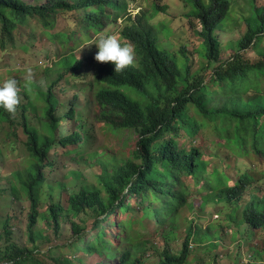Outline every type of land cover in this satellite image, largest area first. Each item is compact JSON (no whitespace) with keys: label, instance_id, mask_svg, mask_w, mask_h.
Masks as SVG:
<instances>
[{"label":"trees","instance_id":"16d2710c","mask_svg":"<svg viewBox=\"0 0 264 264\" xmlns=\"http://www.w3.org/2000/svg\"><path fill=\"white\" fill-rule=\"evenodd\" d=\"M131 1L136 2L0 0V49L4 51L7 42L12 44L17 37H23L24 28L33 19L49 32L59 13H84L78 24L84 29H103L106 21L115 23L127 14ZM235 1L195 0L197 10L193 16L202 25L199 35L203 40V58L207 61L203 70L194 71L192 59L184 49L174 52V45L168 41L166 47L153 18L144 11V6H138L139 13L135 17H124L119 30L120 37L135 50L131 65L115 73L111 61L99 62L95 57H88L76 58L72 63L67 56H62L54 65L45 66L46 90L36 87L31 91L25 81L20 85L23 91L15 113L0 108V125L9 127L13 135L20 130L25 138L22 145L28 157L26 168L14 174L16 186L12 185L10 190L12 195L20 194L29 203L27 230L31 244L38 221L50 225L58 234L63 216L68 221L79 218V222L70 221V228L75 239L73 245L82 244L85 255L117 253L116 262L107 264H145L147 249L139 243L132 244L128 234L121 235L127 233L125 226L117 235L120 243L114 249L108 246L103 222L109 221L116 210L129 209L142 224L143 221L154 222L159 228L165 227L161 232L164 247L157 254L156 264H188L189 239L178 253L170 247L176 234L173 224L180 210L189 205L187 178L200 187L203 206L209 203L221 206L219 213L224 215L227 224L234 222L251 234L264 229V171L249 173L239 169L237 178L232 179L218 169L210 171L209 161L201 149L186 145L187 137L211 130L218 138L216 146L224 147L235 156L254 155L264 159V47L261 45L264 5L251 1L245 17L247 32L239 42V49L222 60L218 31L229 21ZM153 7L160 10L158 6ZM67 31L73 32L70 27ZM67 31L51 36L61 41ZM253 51L258 52L259 59L248 56ZM88 72L92 79L87 81L89 85L74 93L66 111L58 115L57 87L67 91L70 77L77 82L79 78L86 81ZM85 91L90 94L82 96ZM32 92L35 99L41 101L40 105L30 98ZM93 105L99 108L95 118L111 131L138 136L136 148L127 157L104 154L101 159L100 153L89 150L91 128L84 123L81 113L88 115ZM28 111L35 118L28 116ZM72 121L78 122L75 131L59 130L61 122L70 124ZM69 146L73 147L70 153L78 156L77 161L84 162L87 154L98 157L102 171L95 175L94 183H87L79 172H72L74 181H82L77 182L78 189L69 190L65 209L53 200L51 187L44 191L47 183L43 169L51 166L47 156L52 149ZM40 197L48 204L44 212H39ZM127 198L139 199L140 211L129 208ZM85 218L93 221L94 233L90 240H84L88 231L83 226ZM192 235L199 242L223 238L219 230L212 233L210 227L190 226L188 237ZM11 237L6 221L0 237V241L4 240V247H0V264H27L32 260L33 251L16 245ZM210 246L218 248L220 245Z\"/></svg>","mask_w":264,"mask_h":264},{"label":"rangeland","instance_id":"374dc122","mask_svg":"<svg viewBox=\"0 0 264 264\" xmlns=\"http://www.w3.org/2000/svg\"><path fill=\"white\" fill-rule=\"evenodd\" d=\"M32 3L35 0H24ZM131 1L127 7V14L118 18L117 22H105L103 29L88 28L84 29L80 23L84 13L62 12L56 16L53 27L47 32L38 22L33 19L28 23V27L24 28L25 35L17 37L14 43L6 44L5 50L0 49V80L15 76L20 80L19 86L25 82L23 79L24 70L27 67L33 69V78L26 81V85L31 91L38 87L47 89L45 78V66L54 65L62 56H67L68 60L74 63L77 59H85L95 57L98 48L94 41L95 37L103 33H114L119 35L121 25H123L124 17H135L139 13L138 6H144V11L149 13V17L153 18L152 22L157 25L161 31V42L167 47L168 43L174 45L172 51H180L184 49L192 59L194 71L203 70L207 65V61L203 58L202 38L199 32L202 31V25L197 17L193 16L197 8L195 0H135ZM208 2L209 0H203ZM252 0H236L234 2L233 11L230 13L229 21L218 31L219 40L221 42L222 60L231 56V54L239 49V42L247 32V23L245 17L249 13L250 3ZM255 4L264 5V0H255ZM136 5V6H135ZM158 6L160 10L156 7ZM158 10V11H157ZM76 25V27L74 26ZM1 27V25H0ZM70 27L73 32L67 31ZM166 30V32H165ZM168 30V33H167ZM60 31H67L61 38L56 41L52 38V34ZM169 35H167V34ZM168 36V37H167ZM1 37V30H0ZM19 42V43H18ZM86 44V45H85ZM85 45V46H84ZM264 47V39L262 41ZM84 46V47H83ZM182 56V54H180ZM248 56L252 59H259L258 52L253 51ZM56 70V66L52 68ZM86 81L79 78V82L73 77L67 82L69 89L61 91L57 87V101L59 103L58 115L62 116L66 111L67 103L73 98L74 93L79 92L82 87H87V81H91L90 72L85 77ZM28 82V84H27ZM37 87V88H36ZM125 90V89H124ZM23 91L20 86V95ZM90 94V93H89ZM88 91L82 93V96H88ZM30 98L34 102L41 104V101L35 99L32 92ZM26 102V101H24ZM81 109V108H80ZM99 108L95 105L88 115L81 113V117L85 124L91 129V140L89 150L107 154L113 157H127L135 148L138 136L130 132L111 131L106 125L100 123L99 118H95ZM28 116L35 118L34 114L28 111ZM39 119H36L38 121ZM31 123H34L31 120ZM78 122H70L59 124V130L66 133L75 131ZM24 135L20 130L16 131V135L11 134L9 127L0 125V237H2V228L8 221V228L12 233L11 240L20 247L33 251L32 260L27 264H107L115 263L118 254L85 255L82 251V244H75V239L71 232L70 221L79 222V218L68 219L63 216L61 219V227L58 234L53 231L50 225L43 221H38L33 231L36 232L34 243L29 242L28 227V209L29 203L27 199L20 195L11 194V186H16L14 174L21 172L26 168V151L23 148ZM217 136L211 130L201 131L187 137L186 145L188 147L195 146L201 149L205 159L209 161V170L218 169L220 172L228 174L232 179L237 178L238 171L246 170L249 173L264 171V159L246 156H235L234 153L228 152L224 147L216 146ZM73 147L69 146L65 149H52L47 156V163L50 167H44V178L46 186L44 191L52 188L53 200L59 202L65 209L68 207V199L71 188H79L77 179L73 171L79 172L87 183H94L95 175L100 174L102 167L98 157L87 154L84 156V162L77 161L78 156L70 151ZM225 158V159H223ZM231 166V167H230ZM79 174V176H80ZM187 186L189 187L190 197L189 205L180 210L179 215L173 224L175 236L170 243L174 253H178L186 239L190 255L188 264H264V229L252 232H245L244 227L231 222L226 223L224 215L219 213L221 206L212 203L203 206L202 194L198 192L199 186H195L194 182L187 178ZM48 186V187H47ZM39 212H44L48 205L43 197H40ZM139 199L127 198V205L131 209L140 211L142 206L138 205ZM191 205V207H190ZM138 217L132 214L129 209H118L109 217V221L103 222V226L107 231L108 246L115 248L120 239L117 236L120 229L126 227V234L129 235L132 244H141L147 249V259L145 264H156L158 261L157 254L163 249V239L161 232L165 227L159 228L156 223L142 224ZM86 224L83 226L88 229L84 240H90L94 230L92 229V219L85 218ZM193 227L211 228L212 233L223 235L222 239H213L209 241H196L194 236L188 237V229ZM236 236V238H234ZM217 243L218 248H211L210 245ZM0 247H4V240L0 241Z\"/></svg>","mask_w":264,"mask_h":264},{"label":"clouds","instance_id":"9594fccd","mask_svg":"<svg viewBox=\"0 0 264 264\" xmlns=\"http://www.w3.org/2000/svg\"><path fill=\"white\" fill-rule=\"evenodd\" d=\"M91 43H95L98 48L95 59L99 62H113L115 73L122 71L134 62L135 50L131 43L114 33L99 34L94 41L88 44ZM32 78L33 69L25 68L23 79L31 81ZM19 84L20 80L15 76L0 80V108L10 114L15 113L17 105L20 103Z\"/></svg>","mask_w":264,"mask_h":264}]
</instances>
